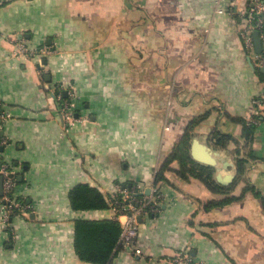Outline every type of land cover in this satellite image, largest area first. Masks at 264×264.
<instances>
[{"label": "crops", "instance_id": "obj_1", "mask_svg": "<svg viewBox=\"0 0 264 264\" xmlns=\"http://www.w3.org/2000/svg\"><path fill=\"white\" fill-rule=\"evenodd\" d=\"M241 24L216 0H0V165L32 207L0 217V264H93L77 222L120 227L109 200L136 185L160 191V212L139 218L141 255L119 235L107 264H264V116L247 124L264 70ZM20 41L52 51L16 56ZM61 88L77 98L66 128ZM84 184L107 207L73 209Z\"/></svg>", "mask_w": 264, "mask_h": 264}, {"label": "built area", "instance_id": "obj_2", "mask_svg": "<svg viewBox=\"0 0 264 264\" xmlns=\"http://www.w3.org/2000/svg\"><path fill=\"white\" fill-rule=\"evenodd\" d=\"M226 2L229 15L241 21L238 36L243 49L248 56H252L256 69L264 70V0H247L248 5L245 11H237L238 0H216ZM223 13V10H218ZM259 33L262 50L255 51L254 32ZM16 56H23L31 59L36 55L46 56L51 53L50 48L29 49L20 41L16 42ZM58 99L62 100L59 114L63 128L70 126L75 119L76 95L73 91L61 88ZM252 114L247 119V124H256L259 117L264 116V90L259 96L252 100ZM0 117L5 119L8 114L0 104ZM0 143L5 141L0 138ZM11 167L0 165V176L2 177V195L0 196V217L4 226H8L14 217H28L32 210L30 204L19 200L15 196L16 181L11 176ZM148 190V194L145 192ZM162 194L154 186L144 187L136 185L132 188L116 187L114 194L109 200L112 219L120 225V238L118 244L127 250L132 251L136 256L141 255V251L134 247V241L138 234L139 218L146 214L156 215L160 212ZM172 264H202L201 261L190 257L187 253H179L171 259Z\"/></svg>", "mask_w": 264, "mask_h": 264}, {"label": "trees", "instance_id": "obj_3", "mask_svg": "<svg viewBox=\"0 0 264 264\" xmlns=\"http://www.w3.org/2000/svg\"><path fill=\"white\" fill-rule=\"evenodd\" d=\"M181 152L186 155V152ZM70 201L75 210H99L107 207L103 195L85 184L75 187L70 192ZM120 232V227L114 222H77L76 252L85 262L107 264L117 245Z\"/></svg>", "mask_w": 264, "mask_h": 264}, {"label": "water", "instance_id": "obj_4", "mask_svg": "<svg viewBox=\"0 0 264 264\" xmlns=\"http://www.w3.org/2000/svg\"><path fill=\"white\" fill-rule=\"evenodd\" d=\"M253 38H254L255 51L257 53H260L262 50V47H261V41L259 39V33L257 31L253 33ZM203 161L210 163V160H207L206 158H204ZM2 180L3 179L0 176V196L2 195ZM145 193L148 194V190Z\"/></svg>", "mask_w": 264, "mask_h": 264}, {"label": "bare ground", "instance_id": "obj_5", "mask_svg": "<svg viewBox=\"0 0 264 264\" xmlns=\"http://www.w3.org/2000/svg\"><path fill=\"white\" fill-rule=\"evenodd\" d=\"M181 252H182V251H181ZM171 256H173V255H171ZM171 256H170V257H171ZM172 258H173V257H172Z\"/></svg>", "mask_w": 264, "mask_h": 264}]
</instances>
